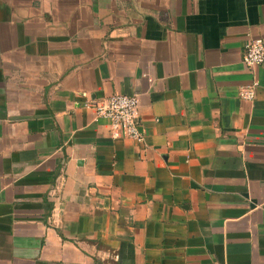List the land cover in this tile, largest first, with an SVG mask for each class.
Here are the masks:
<instances>
[{"label": "crops", "instance_id": "obj_1", "mask_svg": "<svg viewBox=\"0 0 264 264\" xmlns=\"http://www.w3.org/2000/svg\"><path fill=\"white\" fill-rule=\"evenodd\" d=\"M250 36L264 0H0V264H264ZM115 92L144 143L84 106Z\"/></svg>", "mask_w": 264, "mask_h": 264}, {"label": "built area", "instance_id": "obj_2", "mask_svg": "<svg viewBox=\"0 0 264 264\" xmlns=\"http://www.w3.org/2000/svg\"><path fill=\"white\" fill-rule=\"evenodd\" d=\"M243 60L252 71L257 65L264 62V38L250 36L245 43ZM258 79L240 89V95L246 99H253L256 94ZM84 106L92 108L96 117L109 119L111 133L119 136L121 132L140 143L145 142V132L140 120L139 97L133 93L115 92L106 97L96 99L87 97Z\"/></svg>", "mask_w": 264, "mask_h": 264}]
</instances>
